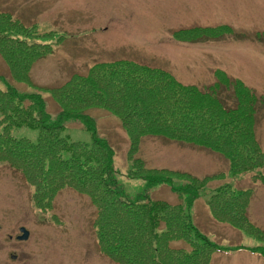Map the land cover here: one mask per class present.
<instances>
[{
    "label": "trees",
    "instance_id": "trees-1",
    "mask_svg": "<svg viewBox=\"0 0 264 264\" xmlns=\"http://www.w3.org/2000/svg\"><path fill=\"white\" fill-rule=\"evenodd\" d=\"M216 29L234 34L228 24L208 28ZM188 32L177 30L174 38L187 39ZM38 33L35 24L26 25L11 12L0 10V58L7 69L0 75L5 82V87L0 86V161L19 171L33 187L36 208L51 210L56 195L71 188L86 195L94 206L95 242L116 264H208L214 252L227 248L194 225L189 209L201 190L209 187L211 219L264 245V231L249 218L255 196L252 184L210 187L208 183H214L217 175L198 178L182 169L146 167L135 156L143 137L157 136L216 152L228 162L230 172L251 169L253 177L264 179V145L257 137V112L264 96L258 97L240 78L221 69L215 70L216 81L198 85L184 83L161 67L127 59L96 62L60 85L39 87L32 82L31 67L52 52L42 38L53 32ZM13 82L25 83L32 90L20 91ZM44 92L56 106L53 112ZM92 107L118 118L129 141L127 177L142 179L147 186L165 183L180 202L121 195L114 150L98 135L95 118L87 112ZM72 119L91 132L90 142L62 135L65 123ZM21 126L37 128V139L14 137L12 129ZM179 241L185 245L174 244ZM256 247L249 250L256 251Z\"/></svg>",
    "mask_w": 264,
    "mask_h": 264
},
{
    "label": "rangeland",
    "instance_id": "rangeland-1",
    "mask_svg": "<svg viewBox=\"0 0 264 264\" xmlns=\"http://www.w3.org/2000/svg\"><path fill=\"white\" fill-rule=\"evenodd\" d=\"M0 10L26 25L35 24L40 35L53 32L42 38L52 52L31 67L32 82L39 87L60 85L96 62L127 59L161 67L184 83L198 85L216 81L215 70L221 69L240 78L258 97L264 96V0H0ZM221 24L230 25L234 34L208 30ZM180 29H190L187 39L174 38ZM6 72L0 58V75ZM13 85L20 91L32 90L25 83ZM44 95L53 112L54 102L49 93ZM87 112L95 118L98 135L114 150L113 165L124 198L144 195L172 204L181 201L165 183L147 186L142 179L128 178L129 141L118 118L100 107ZM65 124L62 135L91 141V132L80 121ZM11 134L35 141L38 129L15 127ZM257 137L264 145V104L257 112ZM135 156L146 167L182 169L198 178L217 175L210 187L252 184L255 196L249 218L264 231V179L253 177V170L232 173L216 152L157 136L143 137ZM32 191L19 171L0 161V264H116L95 242V209L86 195L66 188L56 195L51 210L41 211L33 204ZM211 193L209 187L202 189L189 209L194 225L227 248L214 252L208 264H264L260 241L211 219L207 207ZM21 227L29 232L26 239H17ZM252 246L256 251L249 250Z\"/></svg>",
    "mask_w": 264,
    "mask_h": 264
},
{
    "label": "water",
    "instance_id": "water-1",
    "mask_svg": "<svg viewBox=\"0 0 264 264\" xmlns=\"http://www.w3.org/2000/svg\"><path fill=\"white\" fill-rule=\"evenodd\" d=\"M20 232H21V234L18 235V237H17L18 239H26L28 237L29 232L26 230V228L21 227Z\"/></svg>",
    "mask_w": 264,
    "mask_h": 264
}]
</instances>
